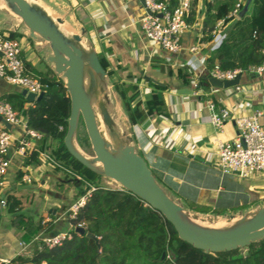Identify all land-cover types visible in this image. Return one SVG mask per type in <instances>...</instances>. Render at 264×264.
<instances>
[{
  "label": "crops",
  "instance_id": "obj_1",
  "mask_svg": "<svg viewBox=\"0 0 264 264\" xmlns=\"http://www.w3.org/2000/svg\"><path fill=\"white\" fill-rule=\"evenodd\" d=\"M35 1L48 13L59 14L64 26L79 30L84 28L82 39L90 43L96 52L103 53L108 61L107 68L111 70L109 80L117 77L132 81L135 77H141L137 84L141 98L150 91L147 79L168 84V91L163 92L165 113L147 117L140 124L128 125V133L135 149L167 193L175 196L190 212L220 220H224L229 214L236 215L264 204L263 171H255L243 177L237 172L222 170L216 163V140H231L235 133L234 126L228 121L220 129H216L209 120L208 111L203 107L202 98L199 96L201 92L191 83V80L198 81L199 77L208 74L209 69L206 68L204 60L208 52L219 45V40L212 37L210 41H199V35L194 30L197 25L184 33L178 52L161 49L148 41L140 30L139 19L145 12L140 0ZM0 32L7 35L10 32L20 34L17 36L21 43L20 57L29 70L43 71L47 66L52 68L46 61L49 53L46 42L39 38H30L20 19L1 4ZM192 46H195L194 50L190 49ZM177 68L188 73V85H183L177 78ZM168 70H171V74L167 73ZM238 84L244 89L235 91L232 86L219 88L209 85L212 95L208 97L217 106L229 107L236 115L250 113L255 107L264 110V71L261 74L242 71ZM182 88L190 91L181 93L178 90ZM21 89L22 87L0 78V99L7 93L20 92ZM165 127L168 128L166 136L162 137L159 144L153 143L150 135L162 134ZM11 131L17 134L18 128L11 127ZM187 137L194 140V149L185 148ZM204 149L212 152L209 160L204 159L199 151ZM29 167L38 190H45L47 179L42 174H33L34 165L30 164ZM44 171V175L56 178L55 174H48L46 169ZM57 179L64 183L68 181L59 176ZM3 190L6 198L17 199V209L23 203H32L33 196L28 195L23 188L17 172L10 170L7 173ZM75 193L76 190L70 189L68 193L52 190L46 200H40L39 197L34 202L36 217L30 212L23 215L32 216L34 220L41 219L40 223L44 228L39 232L40 236L64 231L69 223L67 221L66 228L61 227L62 223L58 221H61L63 213L59 211L66 212ZM185 200L220 212L211 214L195 211L184 203ZM37 207L40 208L39 211ZM22 233L23 230H17L10 225L8 235L13 242L0 253V258L8 259L22 251L19 245Z\"/></svg>",
  "mask_w": 264,
  "mask_h": 264
},
{
  "label": "trees",
  "instance_id": "obj_2",
  "mask_svg": "<svg viewBox=\"0 0 264 264\" xmlns=\"http://www.w3.org/2000/svg\"><path fill=\"white\" fill-rule=\"evenodd\" d=\"M168 7H174L178 0H161ZM234 0H192L188 24L197 20L195 33L199 41H210L216 20L224 18L232 8ZM224 36L219 45L208 52L205 57L207 69L217 63L221 69L240 68L245 71L249 66L258 65L264 48V0H252L249 11L242 18L229 20L224 18L223 25L218 28ZM18 32H10V38H16ZM197 37V36H196ZM101 66L109 75L111 70L103 53L97 52ZM26 70L38 78L42 84V97L27 102L20 92L7 93L4 96L10 106L22 116L25 125L40 133L35 139L32 150L25 163L39 165L38 151L46 150L55 161L51 165L53 171L63 172V179L75 183V197L93 187L84 203L78 207L74 218L68 220L71 225L80 224L85 234L70 230L71 236L59 244L47 247L32 242L29 252H18L10 256L2 264H160L157 259L163 250L167 258L163 264H205L213 258V264H264V238L251 242L245 247L219 252H204L199 248L179 239L172 225L154 208L145 204L131 192L106 185L97 179L103 177L83 166L65 148L63 135L66 129V118L69 115V97L64 81L47 66L45 70ZM171 74V70H168ZM183 85H188V73L182 68L175 71ZM207 75L199 77L195 89L200 88V98L211 96ZM141 77L132 81L112 78L111 85L120 98L128 125L140 124L147 117L165 113L163 92L168 91L167 83H159L147 79L150 91L143 98L138 94V82ZM63 127L59 130L58 126ZM75 141L83 149L89 144L85 132L75 131ZM20 178V172H18ZM155 177V176H154ZM156 178V177H155ZM159 182V180L156 178ZM160 183V182H159ZM195 211L219 213L217 209L199 206L191 201H184ZM10 210H16L18 201L7 198ZM40 218L14 214L9 223L17 230H23L20 240L30 242L44 226ZM45 228H48L45 227ZM245 249L244 251H242Z\"/></svg>",
  "mask_w": 264,
  "mask_h": 264
},
{
  "label": "water",
  "instance_id": "obj_3",
  "mask_svg": "<svg viewBox=\"0 0 264 264\" xmlns=\"http://www.w3.org/2000/svg\"><path fill=\"white\" fill-rule=\"evenodd\" d=\"M2 1L6 10L20 19L30 38H39L48 46L46 61L52 65L53 72L62 77L69 97V115L62 140L76 160L160 212L172 225L179 239L204 252L242 248L264 238V204L243 213L229 214L216 225L203 226L190 220V211L179 200L172 198L156 180L144 158L135 149L130 134L118 131V125L107 109H103L102 113L110 135L106 137L104 134L94 114L93 100L108 96V74L101 66L94 47L82 42L84 28L79 33L62 30V18L52 17L35 0ZM140 1L143 4V0ZM251 2L243 0L237 12L238 18L246 14ZM239 77L240 73L232 79L223 80L208 76L206 84L226 88L238 84ZM178 91L184 93L190 90L182 88ZM20 93L27 102H33L42 97L43 90L35 94L22 88ZM79 119L88 140L90 155H85L74 140ZM0 122L10 128V124L1 116ZM74 230L93 237L82 226H76ZM166 257V251L163 250L157 261L162 263Z\"/></svg>",
  "mask_w": 264,
  "mask_h": 264
},
{
  "label": "built area",
  "instance_id": "obj_4",
  "mask_svg": "<svg viewBox=\"0 0 264 264\" xmlns=\"http://www.w3.org/2000/svg\"><path fill=\"white\" fill-rule=\"evenodd\" d=\"M192 0H178L174 7H168L167 3L161 0H143L145 9L144 14L139 19V27L145 38L153 44L167 52H178L181 49V42L184 33L191 27L198 25L197 20L188 24L187 18L190 15V5ZM201 0H197V6ZM243 0H234L232 8L224 18L229 20L238 19L237 12ZM224 18L216 20L212 30L213 38L221 42L224 34H219L223 25ZM191 50L195 46L190 47ZM21 43L16 38H10L6 33L0 32V78L25 88L26 91L37 94L42 89V84L36 76L28 72L24 62L20 57ZM263 55L262 61L255 66H249L245 71L261 74L264 71V48L260 50ZM240 68L221 69L215 63L209 69L208 76L217 79H232L237 73H241ZM195 87L197 81L191 80ZM235 91L243 90L239 84L232 85ZM200 92L201 89L197 88ZM203 107L208 111L211 124L220 129L225 122L230 121L234 126V137L231 140H216L214 154L216 163L222 170L237 172L240 176L246 177L255 171L264 172V110L259 107L253 108L250 113L236 115L231 112L229 107L217 106L216 102L209 98H202ZM0 116L10 124V128L5 127L0 122V208L7 205V198L4 193V181L7 173L20 172V181L31 182L33 177L29 163L25 159L34 150L35 139L40 137V133L28 128L21 115H19L10 104L0 99ZM163 117V116H162ZM11 127L18 128L17 134L11 131ZM62 130L61 125L58 126ZM162 134H151L150 139L153 143L159 144L163 136H166L168 128H163ZM186 149H194V140L190 137L185 139ZM203 158L209 160L212 152L199 150ZM39 161H46L48 164H55L48 151H38ZM16 162V164H14ZM120 188V187H119ZM93 187L87 189L83 194L78 195L69 204L66 215L67 220L74 218L79 206H81ZM44 223V221H42ZM69 223V222H68ZM80 224L71 225L64 231H59L49 236L36 234L31 241L20 240L19 245L23 250L31 242H39L38 245L47 247L59 244L63 239L71 236L70 230ZM167 256V255H166ZM167 258V257H166ZM7 259L0 258V264ZM163 264V263H160Z\"/></svg>",
  "mask_w": 264,
  "mask_h": 264
},
{
  "label": "rangeland",
  "instance_id": "obj_5",
  "mask_svg": "<svg viewBox=\"0 0 264 264\" xmlns=\"http://www.w3.org/2000/svg\"><path fill=\"white\" fill-rule=\"evenodd\" d=\"M0 4L2 6H4V4L1 2V0H0ZM49 14L52 17L53 16L54 17L55 16H59V14H56V13L54 14V13H50L49 12ZM59 17H61V16H59ZM60 26L64 29V31H67L69 33H71V32L79 33L80 32L79 29H74V28H70L68 26H63V25H60ZM82 42L85 44L86 40L82 39ZM108 97H109V111H110V114H111L113 120L118 125V128H120L124 132H129L128 131L129 127H128V123H127V120H126L125 112L123 110L122 102H121L120 98L117 96L116 92L113 90L110 80L108 81ZM97 114L98 115H97L96 119L100 123V126H101L104 134L106 135V137H108V134L106 132L104 124L101 121L100 115H99L98 112H97ZM76 130L79 131V132H83L84 131V127H83L82 121L80 119H79L78 126H77ZM74 140H75V138H74ZM75 143L78 146V148L85 155H90L91 154L90 148H88V150H83L77 144L76 141H75ZM34 167H35V165H34ZM51 168L52 167H51L50 164H48L46 161H43V162H40V164L38 166H36L34 171H33V174H35V175L42 174L43 177L47 179L46 180L47 186L45 187V190H41V191L38 190V187H37L36 182L34 181V179L31 182H29V183L23 182V188L27 191L28 195L33 196V200H32L31 204L23 203L22 207L18 208L19 210L18 209L10 210L9 207H8V204L5 207L0 208V253H3L2 251L7 248V245L12 244V242H13V241H11V238L8 235V233L10 232L9 219L11 218L12 215H14L16 213L17 214H19V213L20 214H26L27 212L28 213L30 212V213H32V215L34 217H36V213H35L36 205L34 204V202L37 201L39 197H40V200L42 198L44 200H46L48 197H50V194H51L52 190H55V191L61 192V193H64V192L68 193V189H70V190H76L77 189V187H75V183H73L72 181H69L68 179H67L68 181H66L65 183L64 182H59L57 177L59 176L60 178L63 179V177H61V175L63 176V172L53 171ZM45 169L47 170L48 174H55L56 178L49 177L48 175L46 176V174L44 175V173H45L44 170ZM32 177H34V176H32ZM97 182L99 184H101V185L117 187V188L120 187L117 183H115L114 181H112V180H110L108 178H105V177H101V178L97 179ZM24 194L25 193H23L22 196ZM168 194L172 198L178 200L172 194H170V193H168ZM31 196H30V198H31ZM23 201H24V199H23ZM26 202H28V201L26 200ZM39 203H38V206H39ZM182 206L184 208H186L187 210H189L184 204H182ZM39 210H40V208H38V211ZM61 212L63 213L62 216H61L62 218L60 219L61 221H58V222L62 223L61 224L62 228H66L67 221H68L67 220V215H66V212L59 211V213H61ZM6 242H7V244H6ZM30 248H31V246H28V249L24 248L21 252L24 253V254H27L29 252ZM244 250L245 249H243L242 251H244ZM214 261L215 260L210 257L205 262V264H213Z\"/></svg>",
  "mask_w": 264,
  "mask_h": 264
},
{
  "label": "bare ground",
  "instance_id": "obj_6",
  "mask_svg": "<svg viewBox=\"0 0 264 264\" xmlns=\"http://www.w3.org/2000/svg\"><path fill=\"white\" fill-rule=\"evenodd\" d=\"M1 2L4 4V2L2 0H1ZM60 25L64 26L65 24L61 23ZM60 28L62 30H64L61 26H60ZM93 108H94L95 117L97 118V115H98L97 112H98L99 115H100L101 121L104 124V127L106 129V132H107V134L109 136L110 132H109L107 126H106L105 119H104V116H103V113H102L103 109H107L109 111V97L108 96L107 97L102 96V97H99V98H94V100H93ZM118 131L121 132L122 130L120 128H118ZM190 220H192L193 222L198 223L200 225H203V226L216 225V224H219V223H221L223 221V220L217 219V217L216 218H212L211 216H200V215L194 214L192 212H190Z\"/></svg>",
  "mask_w": 264,
  "mask_h": 264
}]
</instances>
